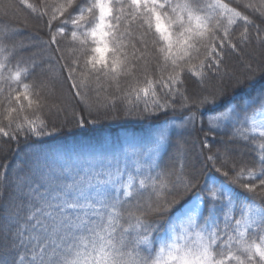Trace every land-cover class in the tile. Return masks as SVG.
<instances>
[{"label":"snow or ice","instance_id":"obj_1","mask_svg":"<svg viewBox=\"0 0 264 264\" xmlns=\"http://www.w3.org/2000/svg\"><path fill=\"white\" fill-rule=\"evenodd\" d=\"M236 2L0 0V264H264V0ZM69 117L146 128L20 155Z\"/></svg>","mask_w":264,"mask_h":264},{"label":"trees","instance_id":"obj_2","mask_svg":"<svg viewBox=\"0 0 264 264\" xmlns=\"http://www.w3.org/2000/svg\"><path fill=\"white\" fill-rule=\"evenodd\" d=\"M29 2L37 3L38 0H29ZM228 2V0H225ZM248 2V0H237L236 3H233L232 6L241 5L238 10L244 11L242 4ZM27 16L30 27L26 31H37L40 23L32 18L28 10L25 8L24 13ZM247 14V13H246ZM257 23H260V20H256ZM55 27V23H54ZM44 35L43 33H40ZM44 39H47V36L44 35ZM126 81H121V86H125ZM115 90L110 88L109 94L113 93ZM104 94L102 93V96ZM69 123L67 126H62L56 131L52 136H46L39 140L33 138L27 142H21L19 145V151L21 156L25 154H31L33 152L39 151L46 154H65V155H75L78 153H87L98 147V142L103 138H115L117 136L123 137L126 134L137 133L142 134L145 131L146 126L142 122L133 121V120H121L116 122H110L106 124L96 125L94 127L87 126L85 128H76L74 127V121L69 117ZM58 124H63V121H58ZM17 146L15 144L6 145L5 150L0 151V164L7 163L10 168L14 167L19 159L16 156ZM246 160L253 159L252 156H246ZM179 215V213H177Z\"/></svg>","mask_w":264,"mask_h":264}]
</instances>
